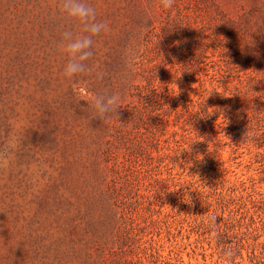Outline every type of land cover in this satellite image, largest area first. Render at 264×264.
Instances as JSON below:
<instances>
[{
  "label": "rangeland",
  "instance_id": "obj_1",
  "mask_svg": "<svg viewBox=\"0 0 264 264\" xmlns=\"http://www.w3.org/2000/svg\"><path fill=\"white\" fill-rule=\"evenodd\" d=\"M61 3L0 0V264H264V0H87L71 80Z\"/></svg>",
  "mask_w": 264,
  "mask_h": 264
},
{
  "label": "clouds",
  "instance_id": "obj_2",
  "mask_svg": "<svg viewBox=\"0 0 264 264\" xmlns=\"http://www.w3.org/2000/svg\"><path fill=\"white\" fill-rule=\"evenodd\" d=\"M160 4L164 9H171L174 5V0H160ZM60 10L67 18L79 22L82 25V32L84 33L82 35H74L72 31L65 30L62 33V40L58 44V47L68 56V61L64 65L63 76L71 80L85 73L86 70L91 71L87 61L94 54L93 38L99 36L102 32H108L110 26L108 22L97 19L96 9L88 4L87 0H62ZM103 76L104 73L102 72L96 73L97 79H103ZM176 88L175 95H179L180 89L177 84ZM79 101L86 102L88 107L94 109L91 118L101 121L110 120L113 117L119 119L118 110L122 108V96L119 92L111 95L93 93L87 99L78 97L77 103ZM13 150L14 145L8 144L2 159H0V166L6 167L9 164L8 155ZM186 203L191 205V199ZM217 219L218 216L215 213H211L205 217V222L210 230V238L212 240H217L220 235ZM220 251L223 264H234V258L237 255L234 248L228 246L222 248Z\"/></svg>",
  "mask_w": 264,
  "mask_h": 264
}]
</instances>
